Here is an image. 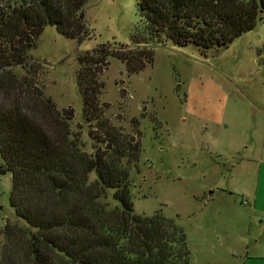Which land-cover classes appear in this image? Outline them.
<instances>
[{"label":"trees","instance_id":"1","mask_svg":"<svg viewBox=\"0 0 264 264\" xmlns=\"http://www.w3.org/2000/svg\"><path fill=\"white\" fill-rule=\"evenodd\" d=\"M86 1L0 0V172L10 173L9 203L23 221L3 226L0 264H187L183 228L159 211L133 210L139 121L131 118L128 131L112 122L100 74L112 55L128 74L138 72L152 62L150 42L225 46L255 26L264 0H136L141 22L131 46L100 43L77 55L90 151L81 125L71 127L73 109H57L44 93L29 54L47 24L79 42L89 37ZM108 188L118 204L106 200Z\"/></svg>","mask_w":264,"mask_h":264},{"label":"rangeland","instance_id":"2","mask_svg":"<svg viewBox=\"0 0 264 264\" xmlns=\"http://www.w3.org/2000/svg\"><path fill=\"white\" fill-rule=\"evenodd\" d=\"M83 12L89 37L79 42L47 24L29 54L44 93L57 109H73L71 127L81 125L90 151L77 55L100 43L131 46L141 17L136 0H87ZM149 46L152 62L138 72L128 74L112 55L100 74L99 99L111 105L112 122L128 131L131 118L139 121L133 210L173 218L186 234L187 264H264V9L253 28L225 46L202 51L169 39ZM10 191V173L0 172V243L6 222H23ZM112 192L106 200L116 205Z\"/></svg>","mask_w":264,"mask_h":264}]
</instances>
